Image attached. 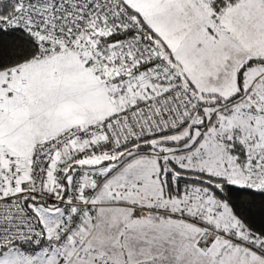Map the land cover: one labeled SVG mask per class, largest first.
<instances>
[{
	"label": "snow or ice",
	"instance_id": "obj_1",
	"mask_svg": "<svg viewBox=\"0 0 264 264\" xmlns=\"http://www.w3.org/2000/svg\"><path fill=\"white\" fill-rule=\"evenodd\" d=\"M0 264H264V0H0Z\"/></svg>",
	"mask_w": 264,
	"mask_h": 264
}]
</instances>
